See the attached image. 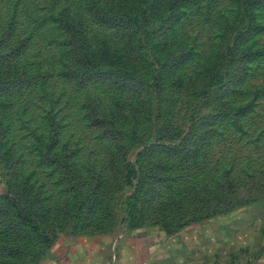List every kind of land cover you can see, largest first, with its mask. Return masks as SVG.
Listing matches in <instances>:
<instances>
[{"label": "rangeland", "instance_id": "1", "mask_svg": "<svg viewBox=\"0 0 264 264\" xmlns=\"http://www.w3.org/2000/svg\"><path fill=\"white\" fill-rule=\"evenodd\" d=\"M199 224L264 258V0H0V264Z\"/></svg>", "mask_w": 264, "mask_h": 264}, {"label": "crops", "instance_id": "2", "mask_svg": "<svg viewBox=\"0 0 264 264\" xmlns=\"http://www.w3.org/2000/svg\"><path fill=\"white\" fill-rule=\"evenodd\" d=\"M211 226L192 225L171 235L136 232L127 240L56 243L45 264H264V258L232 259L228 236Z\"/></svg>", "mask_w": 264, "mask_h": 264}, {"label": "trees", "instance_id": "3", "mask_svg": "<svg viewBox=\"0 0 264 264\" xmlns=\"http://www.w3.org/2000/svg\"><path fill=\"white\" fill-rule=\"evenodd\" d=\"M118 19V16H114ZM114 17L110 14H107V15H103V23L104 24H107V25H110V26H116V23H119V20H116L114 19ZM71 28L73 30H76L77 29V26L76 25H72ZM78 32V31H77ZM84 60L85 62H87V57L86 55L84 56ZM87 65V64H86ZM176 231L172 232V233H169V234H173L175 233Z\"/></svg>", "mask_w": 264, "mask_h": 264}]
</instances>
